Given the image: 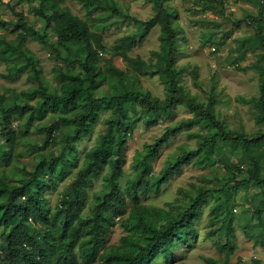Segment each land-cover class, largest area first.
<instances>
[{
    "label": "trees",
    "instance_id": "1",
    "mask_svg": "<svg viewBox=\"0 0 264 264\" xmlns=\"http://www.w3.org/2000/svg\"><path fill=\"white\" fill-rule=\"evenodd\" d=\"M22 1L33 4L37 0H19ZM38 1L39 6L33 7L45 18L44 29L31 25L23 11L17 12L16 21L0 20V27L17 33L14 40L0 34V59L7 62L16 58L25 59V66H32L33 76L38 81L36 87L23 91L13 102H9L8 96L0 91V136L7 138L4 149L0 148V159L8 164L12 159L19 131L16 120L26 119L25 128L20 124V131L28 133L34 119L48 110L68 106H74L77 110L73 115L63 117L71 129L65 133L60 152L41 154L40 161L29 175L19 177L17 181L0 176V264H154L162 254L174 257L173 249L195 234L194 221L199 217L204 203L216 192L229 200L243 187L256 186L264 201V152H260L246 169L241 165L228 167L223 188L200 192L185 208L176 213L170 210L165 212L167 222L159 224L163 209L143 203L141 194H148L167 182L171 175L197 154L211 153L224 141L243 144L250 150L253 144H264V134L252 136L230 130L217 115L214 98L204 105L187 91L175 64L178 44L186 41L187 37L180 36V30L173 25L172 12L165 0H152L155 14L144 21L123 11L117 0H76L84 5L90 17L96 10H104L141 24V30L125 35L111 48L115 55L122 56L139 69L147 66V62L139 56L130 55V49L138 37L142 39L156 25L161 27L164 51L156 52L157 61L148 68L152 75L159 74L165 82L167 89L163 98L150 91L132 88L129 75L118 68L112 58L106 60L103 70L99 68L101 52L109 49L103 33L93 29L87 19L74 13L69 6L62 5L64 0ZM261 5L259 17H251L252 20L263 18L264 0ZM51 30L54 36L48 32ZM30 36L49 47L59 61L55 72L62 85L56 90L50 88L36 57L26 45ZM260 42L264 47L262 35ZM1 76L12 77V74L0 72ZM261 77V95L253 100L260 104L262 112L258 119L264 122V65ZM107 80L116 87L121 84V90L96 95L95 91ZM36 98L41 100L36 101ZM178 106L188 107L193 115L168 126L154 143L147 145L148 151L136 163L135 176L122 187L120 180L124 174L125 148L137 123L143 120H150L151 123L156 116L172 114ZM105 110L111 111L105 121V130L98 135L95 145L85 152L82 164L68 180L60 203L53 208L47 192L78 165V141L93 131ZM60 125V121H54L39 127L46 131L42 150L50 144L57 145L55 134ZM197 125H208L217 131L205 135L196 150L186 152L168 164L161 176H154L153 161L159 155L160 148L178 132ZM102 175L105 188L97 194L92 210L84 212L89 188ZM129 198L133 211L125 218V224L130 231L139 233V239L132 242V235H125L123 243L113 250L107 246V241L110 232L128 212ZM254 213L263 222L264 208H255ZM229 222L228 228L232 232V219ZM259 241L261 239L258 238L256 243ZM262 242L264 245V237ZM226 245L230 252L224 264H231V252L235 245L232 240ZM237 264L264 263L260 258H253L251 262L240 258Z\"/></svg>",
    "mask_w": 264,
    "mask_h": 264
},
{
    "label": "rangeland",
    "instance_id": "2",
    "mask_svg": "<svg viewBox=\"0 0 264 264\" xmlns=\"http://www.w3.org/2000/svg\"><path fill=\"white\" fill-rule=\"evenodd\" d=\"M262 1L165 0L172 12L173 25L180 30V36L187 37L186 41L178 44V52L175 55L176 68L187 91L204 105L214 98L217 115L230 130L252 136L264 134V122L258 119L262 109L260 104L253 100L261 95L264 47L260 37L261 35L264 37V16L259 20L251 18L259 17ZM117 2L123 11L143 21L155 14L152 0H117ZM62 5L69 6L74 13L87 19L93 29L103 33L109 49L101 52L99 68L103 70L106 60L112 58L113 63L129 75V85L132 88L165 97L167 89L165 82L159 74L152 75L151 69L148 68L156 63V52L164 51L159 25L154 26L142 39L138 37V41L129 51L133 57L139 56L147 62V66L144 65L139 69L129 64L122 56L115 55L111 48L120 38L141 30V24L104 10H96L90 17L84 5L76 0H64ZM33 6H39V1L31 4L28 1L0 0V20L16 21L17 12L23 11L31 25L44 29L46 20ZM48 32L54 36L52 30ZM0 34L10 40H14L17 36L16 32L4 27H0ZM26 45L36 57L42 76L50 88L56 90L61 87L62 80L55 72L59 61L53 51L33 36L28 38ZM25 65L23 58H16L10 62L0 59V72L12 74V77H0V91L8 96L9 102L15 101L17 95L22 94L23 91L31 90L38 85V81L33 76L34 69ZM20 69L22 71L19 73ZM121 88V84L120 87H116L107 80L95 93L101 96L119 91ZM75 110L77 108L74 106L48 110L43 116L34 119L28 133L20 131V124L25 128L26 119L16 120L15 124L19 131L14 153L9 164L4 159H0V176L5 175L10 180L17 181L19 177L29 175L35 164L40 161L41 154L50 155L60 152L65 142V133L71 129L63 121V117L68 114L73 115ZM110 112V110L103 111L93 131L85 135L83 140L78 141V165L72 168L69 176L58 180V185L47 192L49 203L53 208L60 203L68 180L82 164L85 152L95 145L98 135L105 130V121ZM192 115L193 112L188 107L178 106L172 114L156 116L151 123L150 120L137 123L134 132L128 137L129 141L125 148L124 174L120 180L122 187L129 178L135 176L136 163L148 151L147 145L154 143L168 126L175 125L181 119ZM54 121L61 123L55 134L57 145L50 144L42 150L46 131L39 127ZM216 131L208 125H197L171 137L160 148L159 155L153 161L154 176H161L168 164L182 154L196 150L205 135H212ZM0 138V148L4 149L7 138L4 136ZM260 152H264V144H253L252 149L249 150L243 144L224 141L211 153L202 152L193 160L184 163L167 182L160 184L148 194H141V200L147 205L163 209L159 224L166 223L165 212L170 210L176 213L185 208L206 189L223 188L228 167L241 165L246 169L253 164ZM103 188H105V180L102 175L89 188V199L84 212L92 210L96 196ZM259 193L261 192L258 187L250 186L243 187L237 194H232L229 200L218 192L210 196L204 203L199 217L194 221L195 234L173 249L174 257L162 254L154 264H224L230 252L226 245L230 240L235 245L231 252V264H237L240 258L247 262H251L253 258H260L264 263L262 244L264 213L263 222L254 213L255 208H264L263 195ZM127 208L128 212L110 232L107 246H111L113 250L123 243L122 238L125 235L131 234L132 242L139 239V233L130 231L125 224V218L133 211L130 198ZM230 219H232V232L228 228ZM258 238L261 241L256 243Z\"/></svg>",
    "mask_w": 264,
    "mask_h": 264
}]
</instances>
